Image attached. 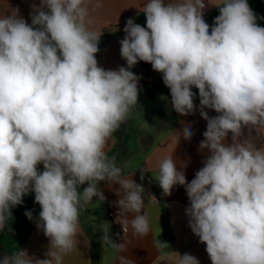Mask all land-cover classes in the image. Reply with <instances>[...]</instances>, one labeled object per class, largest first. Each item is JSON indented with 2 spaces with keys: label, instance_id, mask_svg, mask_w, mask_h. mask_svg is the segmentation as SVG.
Segmentation results:
<instances>
[{
  "label": "clouds",
  "instance_id": "1",
  "mask_svg": "<svg viewBox=\"0 0 264 264\" xmlns=\"http://www.w3.org/2000/svg\"><path fill=\"white\" fill-rule=\"evenodd\" d=\"M91 3L40 0L31 24L19 8L0 16V231H13L12 208L34 193L37 227L50 240L45 259L20 248L0 264H62L77 246L81 211L94 197L106 199L103 181L119 185L116 223L123 234L129 228L135 236L149 234L143 184L123 176L106 151L139 103L141 77L130 69L140 61L162 74L181 116L197 110L192 89H198L207 122L199 143L203 166L188 182L187 164L178 168L164 158L156 177L163 194L185 187L189 227L211 264H264V145L253 135H264V27L257 23L264 17L248 0H208L219 9L209 25L205 0H147L146 27L129 18L119 42L127 67L106 70L96 59L102 32L91 27ZM192 135L189 125L181 130L185 140ZM25 215L33 219L31 211ZM99 227L103 244L125 250L107 224ZM155 246L162 260L171 258L167 242ZM175 255L176 264H200L191 254ZM118 260L135 264L122 255Z\"/></svg>",
  "mask_w": 264,
  "mask_h": 264
},
{
  "label": "crops",
  "instance_id": "2",
  "mask_svg": "<svg viewBox=\"0 0 264 264\" xmlns=\"http://www.w3.org/2000/svg\"><path fill=\"white\" fill-rule=\"evenodd\" d=\"M39 2L40 0H0V16L10 14L13 8H19L20 15L31 24L32 5L34 3L39 5ZM219 2L220 0H209V3L212 4ZM97 3L100 4L98 8L95 7ZM146 3L147 0H92L89 5L90 18L93 21L91 27L97 32H102L100 39L106 41L97 58L99 66L106 70H115L120 66L127 67L126 61L120 55L121 45L119 42L122 39L117 32V27H125L129 18L144 26L141 22V15L144 14L143 6ZM205 3L207 7L204 10V18L219 10L208 4V0H205ZM130 70L141 77L138 85L140 94L154 82L158 74L152 69L150 63L143 61L138 62ZM192 91L196 93L194 104L197 106V110L187 116H181L172 109L169 93L142 99L139 97V103L113 134L106 149L108 153L116 145L118 138L124 139L123 149H126L127 153L116 162L122 168L123 176L132 177L137 183L143 184L145 188L144 211L149 217V234L144 237L135 236L129 228V232L125 235L122 228L114 227L109 219L110 236L117 243L125 244V250L118 252L103 244L102 241L97 242L90 229L79 220L80 230L77 235V246L73 251L64 255L62 264H119L118 256L121 255L134 261L135 264H176L178 257L175 252L181 255L191 254L198 258L200 264H211L205 250L206 245L199 241V238L193 234L189 227V217L185 211L189 206V200L185 187L174 186L170 196L163 194V201H159L154 196L156 190L162 191L156 177L159 174V164L164 158L171 156L178 168L186 163L187 167L184 168V172L188 182H191L195 173L203 166L202 161L205 158L206 150L201 152L199 143L204 139L203 133L206 130L207 122L199 114L198 89L193 88ZM162 109L164 117H160L159 120L158 116ZM207 111L210 116L217 115L214 110ZM186 125L191 127L193 133L190 140L181 137V130ZM153 129L156 131L152 138L151 131ZM244 131L247 134V129ZM253 135L257 146L264 145V135L255 133ZM147 143L148 146L145 145ZM125 164L126 167H124ZM38 170L43 171V164L38 165ZM141 171H143V180H141ZM100 188L106 199L102 201L95 197L89 204V208L100 205L106 217H108L109 211H114L117 216L119 210L115 202L119 199L116 195L119 185L106 181ZM28 196L35 200L34 193H29ZM163 214L167 215L168 230L171 231L174 240L172 249L167 251L171 257L168 260L160 258L161 253L155 246V242L161 240L164 234ZM132 215L129 214L128 218L131 219ZM94 243L98 246L99 259L97 262L94 259L92 248ZM49 244V238L44 235L42 229L37 227L36 221L23 249L28 252L29 256L45 259ZM4 255L9 254H1L0 250V258Z\"/></svg>",
  "mask_w": 264,
  "mask_h": 264
},
{
  "label": "trees",
  "instance_id": "3",
  "mask_svg": "<svg viewBox=\"0 0 264 264\" xmlns=\"http://www.w3.org/2000/svg\"><path fill=\"white\" fill-rule=\"evenodd\" d=\"M249 6L251 9L257 14L258 17H264V0H248ZM219 15V10L215 11L211 15H209L207 18H205L206 22L209 25H212L214 22V18ZM257 23L264 27V19H258ZM169 93L170 89L166 87L162 80V74L158 72L154 82L140 94V99L142 98H149L153 97L158 94H164ZM124 148V139L118 138L116 145L107 153L109 157L114 156L116 158V161H118L122 155H126L127 151ZM106 181H103L101 185H103ZM87 185H82L80 187V190H83V187H86ZM95 198V197H94ZM93 198V200H94ZM34 199H32L30 196L26 195L23 197V203L21 205H18L14 208H12V219L8 221L9 226L12 228V232L8 231L7 228H5L3 231H0V250L1 254L7 253L12 254L15 251H18L20 248L23 249L24 244L28 238V235L31 231V228L33 225L38 221L39 213L41 211L40 205L36 203V209L32 212L33 219L29 220L28 218H24L21 216L23 210L25 207L29 205ZM92 200V201H93ZM90 204V203H89ZM162 241L167 242L170 246L165 251H169L172 249L174 245L173 235L171 231L168 230V237L163 238L161 237ZM93 251H94V259L97 262L99 259L98 256V246L94 243L93 244Z\"/></svg>",
  "mask_w": 264,
  "mask_h": 264
},
{
  "label": "rangeland",
  "instance_id": "4",
  "mask_svg": "<svg viewBox=\"0 0 264 264\" xmlns=\"http://www.w3.org/2000/svg\"><path fill=\"white\" fill-rule=\"evenodd\" d=\"M160 117H164L163 109L160 115L158 116V119L160 120ZM156 130L153 129L151 137L153 138L155 134H153ZM148 146V143L145 144ZM102 182H100L101 184ZM99 184V185H100ZM36 202L33 200L25 209L23 210L21 216L24 218H27L25 215L26 211H35L36 209ZM79 220L92 232L93 236L96 238V241L99 242L100 236L102 235L100 231V225L102 223L109 225V218L105 216V212L103 211L102 207L100 205H94L93 208H89V204L85 206V208L81 211Z\"/></svg>",
  "mask_w": 264,
  "mask_h": 264
},
{
  "label": "water",
  "instance_id": "5",
  "mask_svg": "<svg viewBox=\"0 0 264 264\" xmlns=\"http://www.w3.org/2000/svg\"><path fill=\"white\" fill-rule=\"evenodd\" d=\"M141 22L146 27V16H145V14L141 15ZM105 44H106V41L103 40V39H100V42H99V45H98L99 51L96 54V59L100 55V53H101L102 49L104 48ZM154 196H156V198L159 201H163V192L161 190H156L154 192ZM162 226H163V230H164L163 237L167 238L168 237V229H169V227H168V219H167V215L166 214L162 215Z\"/></svg>",
  "mask_w": 264,
  "mask_h": 264
},
{
  "label": "built area",
  "instance_id": "6",
  "mask_svg": "<svg viewBox=\"0 0 264 264\" xmlns=\"http://www.w3.org/2000/svg\"><path fill=\"white\" fill-rule=\"evenodd\" d=\"M124 27L123 26H118L117 27V32L119 34V36L121 37V39L124 38V36L126 35L125 32L123 31ZM108 217L109 219L111 220L112 224L114 225V227L120 229L121 228V225L116 223V214L114 211H109L108 212Z\"/></svg>",
  "mask_w": 264,
  "mask_h": 264
}]
</instances>
